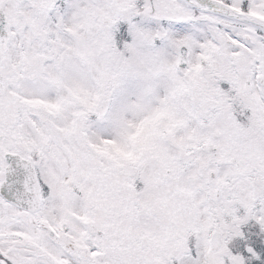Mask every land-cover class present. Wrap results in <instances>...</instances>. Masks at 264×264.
<instances>
[{
	"label": "snow or ice",
	"instance_id": "obj_1",
	"mask_svg": "<svg viewBox=\"0 0 264 264\" xmlns=\"http://www.w3.org/2000/svg\"><path fill=\"white\" fill-rule=\"evenodd\" d=\"M0 264H264V0H0Z\"/></svg>",
	"mask_w": 264,
	"mask_h": 264
}]
</instances>
